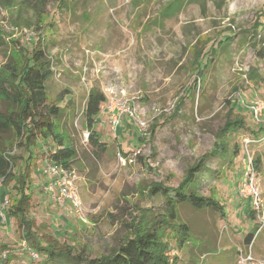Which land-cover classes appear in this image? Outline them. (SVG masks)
<instances>
[{"label": "rangeland", "instance_id": "374dc122", "mask_svg": "<svg viewBox=\"0 0 264 264\" xmlns=\"http://www.w3.org/2000/svg\"><path fill=\"white\" fill-rule=\"evenodd\" d=\"M176 1L181 0L0 2L7 42L0 49V78L9 77L10 60L22 62L23 46L31 48L41 38L53 66L48 101L62 106L57 127L77 152L72 166L81 215L59 206L43 188L42 168L54 142L40 140L36 147L27 192L29 216L43 246L84 258L105 255L133 236L136 224L145 227L162 219L169 264H207L196 257L197 228L211 238L220 212L179 204L173 221L165 197L153 189L177 187L191 166L223 144L217 156L208 157L197 185L202 194L226 203L236 195L246 151L256 161L264 153V139L244 145L264 134V114L258 121L248 106L264 100V0H183L180 8ZM92 90L107 96L95 124L106 142L102 152L88 140L85 109ZM111 101L134 110V116H122L116 131L110 124ZM235 120L244 126L226 136L223 129ZM8 137L4 134L0 142L8 145ZM12 154L18 173L28 153L14 147ZM12 186L0 181V198L13 203L18 189ZM248 205L246 211L252 210ZM10 206L0 220V250L12 252L2 264H55L23 237ZM243 215L233 214V223L243 225ZM181 223L191 230L183 245L175 233ZM24 247L38 252V259Z\"/></svg>", "mask_w": 264, "mask_h": 264}, {"label": "trees", "instance_id": "16d2710c", "mask_svg": "<svg viewBox=\"0 0 264 264\" xmlns=\"http://www.w3.org/2000/svg\"><path fill=\"white\" fill-rule=\"evenodd\" d=\"M0 2L3 3L4 0ZM182 3L183 0L176 1L177 8L182 7ZM168 7L171 8L172 5L169 4ZM41 42L42 39L39 38L33 47L23 46L22 62L10 60L6 66L10 72L9 77L0 78V100L5 105L3 109L0 108V137L9 134V146L0 142V181L4 186L13 182L12 188L18 189L16 191L18 197L13 203L9 197V204L11 211L18 218V226L23 237L34 246V249L44 252L55 264H169L165 255L168 244L161 235L166 221L162 222V219L145 227L136 224L133 236L125 238L108 254L96 257L76 256L69 249L53 251L37 241L35 220L29 216L32 197L27 192L31 161L36 157V147L39 146L40 140L44 142L51 139L55 147L48 152L47 157L65 166H72L77 155L75 148L67 143L57 127L56 119L62 113V106L50 104L48 101L46 83L53 74V66ZM6 43L0 28V49L4 48ZM106 101L105 93L92 90L88 95L85 109L88 140L96 152L107 150L106 142L101 140L100 133L95 128L97 115ZM242 126H244L243 120L229 122L223 129L224 134L226 136L233 134ZM262 135L253 137L260 139ZM8 139L3 141L6 142ZM222 145L220 144L219 149L191 166L177 187L164 188L160 185L154 187L155 195L161 194L165 197L173 221H177L176 208L179 204H190L197 210L210 209L214 212L222 209L218 200L202 194L197 185V179L205 170L208 157L217 156V153L224 149ZM14 147H24L28 153L18 173L15 172L16 157L11 155ZM5 193L8 195V190H5ZM175 233L178 235L176 239L180 245L189 242L191 230L186 223L178 225Z\"/></svg>", "mask_w": 264, "mask_h": 264}, {"label": "built area", "instance_id": "2783aa9c", "mask_svg": "<svg viewBox=\"0 0 264 264\" xmlns=\"http://www.w3.org/2000/svg\"><path fill=\"white\" fill-rule=\"evenodd\" d=\"M248 106L253 117L258 121L261 120L264 114V100H254ZM109 112L110 124L115 131L119 127L124 114L134 116L132 106L115 101H111ZM263 139L264 134L260 139H247L244 144L245 148L248 147L249 143L262 141ZM42 175L45 178L43 188L50 195L51 199L59 206L75 210L76 213L81 215L83 212V202L78 185V174L73 166H65L47 157L42 168ZM238 194L240 198L250 203L254 216L258 221L256 233H259L264 228V197L263 190L258 182L256 159L248 150L246 151V159L239 180ZM8 205V198H0L1 221H4L6 218L5 209ZM24 248L29 250L32 259H38V252L31 250L29 247ZM11 252L12 250L10 249L0 250V264L8 258ZM238 262L239 264H264V258L257 257L252 245H248L246 248L239 250Z\"/></svg>", "mask_w": 264, "mask_h": 264}, {"label": "crops", "instance_id": "0c3cea01", "mask_svg": "<svg viewBox=\"0 0 264 264\" xmlns=\"http://www.w3.org/2000/svg\"><path fill=\"white\" fill-rule=\"evenodd\" d=\"M257 161L260 165L259 176L263 186L264 197V153L261 157H257ZM238 186L239 181L238 185L235 187L236 195ZM236 195L229 196L230 198L226 203L218 201L222 207L219 211L222 217H220L217 223L213 224L214 227L210 229L212 231L211 238H209L206 230H199L197 228L199 233H197L198 235L195 243L196 257L200 260H204L207 264H221L223 261H228L229 264H239L238 252L248 245H252L253 251L257 257L264 258V228L259 233H256L258 221L252 210L246 211V209L249 208V202L240 197H236ZM4 196H6V193ZM211 196L214 197L213 195ZM224 206L229 207V209H227L228 213ZM237 211H242L244 214L242 220L243 225H235L232 221V215Z\"/></svg>", "mask_w": 264, "mask_h": 264}]
</instances>
